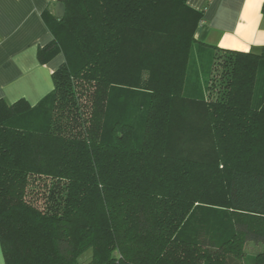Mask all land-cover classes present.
Wrapping results in <instances>:
<instances>
[{"label":"trees","instance_id":"obj_1","mask_svg":"<svg viewBox=\"0 0 264 264\" xmlns=\"http://www.w3.org/2000/svg\"><path fill=\"white\" fill-rule=\"evenodd\" d=\"M60 1L38 55L64 56L53 91L36 106L0 99L5 264L89 251L86 264H246L247 243H264V47L204 43L189 0ZM198 46L213 66L192 95ZM205 204L229 216L212 231Z\"/></svg>","mask_w":264,"mask_h":264},{"label":"crops","instance_id":"obj_2","mask_svg":"<svg viewBox=\"0 0 264 264\" xmlns=\"http://www.w3.org/2000/svg\"><path fill=\"white\" fill-rule=\"evenodd\" d=\"M58 2L0 0V99L36 106L53 91L52 75L64 56L42 64L38 55L54 39L45 13L55 14ZM189 6L204 13L197 32L204 43L239 51L264 47V0H189ZM0 264H5L1 241Z\"/></svg>","mask_w":264,"mask_h":264},{"label":"rangeland","instance_id":"obj_3","mask_svg":"<svg viewBox=\"0 0 264 264\" xmlns=\"http://www.w3.org/2000/svg\"><path fill=\"white\" fill-rule=\"evenodd\" d=\"M201 40V39H200ZM198 49H196V67L193 68V71L190 75V85L188 88V92L192 95H198L200 89V85L203 86L205 78L208 76L207 71L213 66L212 61V54H210L213 51V48H206L202 46H198ZM199 83V85H198ZM201 83V84H200ZM207 94V93H206ZM195 146H199L198 149L195 148ZM209 146L207 144V141H199L197 144L193 145L194 153H205L208 152ZM196 188H193L190 191L191 195L197 196V191H195ZM199 190V189H197ZM211 205L205 204V205H199L195 206L196 215L199 220L203 222V224L206 226L207 230L212 231L217 227V223L219 221L216 219V216H228V214L224 213V211L220 212L219 210H216L213 207H210ZM245 251L247 254V260L246 264H252V257H254L256 254L260 252H264V243H247L245 246ZM92 256V251L87 252L85 255H83L80 258V262L83 264H86L89 259Z\"/></svg>","mask_w":264,"mask_h":264},{"label":"water","instance_id":"obj_4","mask_svg":"<svg viewBox=\"0 0 264 264\" xmlns=\"http://www.w3.org/2000/svg\"><path fill=\"white\" fill-rule=\"evenodd\" d=\"M65 13H66L65 4L62 1L58 2L55 6V16L58 19H61L65 16Z\"/></svg>","mask_w":264,"mask_h":264},{"label":"built area","instance_id":"obj_5","mask_svg":"<svg viewBox=\"0 0 264 264\" xmlns=\"http://www.w3.org/2000/svg\"><path fill=\"white\" fill-rule=\"evenodd\" d=\"M51 1L55 3L57 0H51Z\"/></svg>","mask_w":264,"mask_h":264}]
</instances>
